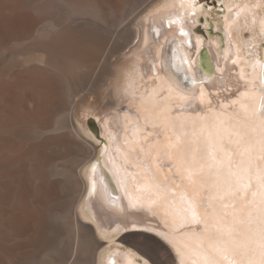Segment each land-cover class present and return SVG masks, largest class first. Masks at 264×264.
Segmentation results:
<instances>
[{"label":"bare ground","instance_id":"1","mask_svg":"<svg viewBox=\"0 0 264 264\" xmlns=\"http://www.w3.org/2000/svg\"><path fill=\"white\" fill-rule=\"evenodd\" d=\"M199 2L0 0V264H164L147 254L163 250L173 264H206L216 225L234 213L258 215L264 0H218L220 13ZM201 16L205 41L193 32ZM111 19L124 44L105 52L102 23ZM211 23L222 28V46L207 33ZM202 45L211 74L198 65ZM113 55L121 64L101 120L79 127L77 102L111 70ZM83 60L98 70L82 69L90 78L74 82L70 72ZM87 125L100 150L83 135L91 136ZM240 129L253 145L251 180H242L252 188L221 199L216 173L229 158L237 170ZM205 149L217 167L191 162ZM194 212L201 223H190ZM132 234L151 242L131 244L141 255L115 243ZM253 239L217 264H260L258 233Z\"/></svg>","mask_w":264,"mask_h":264},{"label":"snow or ice","instance_id":"2","mask_svg":"<svg viewBox=\"0 0 264 264\" xmlns=\"http://www.w3.org/2000/svg\"><path fill=\"white\" fill-rule=\"evenodd\" d=\"M202 7H207V5H202ZM235 63V61H233ZM189 71L191 69L189 68ZM261 101L264 103V87L260 88ZM201 96L203 93L201 92ZM183 98V97H182ZM253 116H255V110H253ZM260 118L264 120V112L260 113ZM237 144L243 145L244 151L239 152L238 155L241 157L239 163L236 165L237 170L233 171L231 167V158H229V167L227 171L224 169H219L216 173V180L214 181L216 185V190L218 193H222L221 199L225 196L234 195L239 197L242 193L247 194L251 191L252 185L249 183L245 184L242 182L244 176H248L249 181L251 180L250 172H246V167L251 168V150L253 145L250 140H245L244 137L246 133L240 129L237 131ZM177 143H179V138H177ZM260 148L264 150V140L260 142ZM247 154L248 159L245 160L244 156ZM210 161V162H209ZM193 164L199 163V167L203 169L204 167L215 168L217 167V156L214 155L210 150L205 149L200 153L199 158L196 154L192 155ZM222 163V161H220ZM93 167V171H94ZM193 173L191 169L188 172V179L191 181ZM259 183L261 187H264V171H261L259 176ZM254 198H256L257 193H251ZM260 208L258 215L254 216L251 211H249L247 216H241L239 219L237 215L233 214V219L230 222L225 221L223 225H216V231L214 233L206 235L208 241V247L212 255L206 257V264H217V257L224 255L228 251L237 252L241 249L247 250L249 246L256 243L253 239V235L258 233V242L260 247V264H264V191L259 193ZM224 207H228L227 204ZM192 224H199L201 221L197 218L195 212L193 213ZM255 225V231L253 229ZM208 223H204V231L207 233ZM226 258V257H225Z\"/></svg>","mask_w":264,"mask_h":264},{"label":"rangeland","instance_id":"3","mask_svg":"<svg viewBox=\"0 0 264 264\" xmlns=\"http://www.w3.org/2000/svg\"><path fill=\"white\" fill-rule=\"evenodd\" d=\"M192 1H200L199 3H203V2H205V1H207V0H192ZM212 5H214V2H212L211 3ZM214 10H216L215 9V7L213 8ZM214 13H216L215 11H214ZM109 22V23H108ZM108 22H104V23H102V26H103V28L101 29L102 30V33L104 34L107 30H109L110 31V33H111V30H113V32H116L117 33V31H118V33H117V35H118V37L114 34V33H112V34H109V31H107L108 33H105L104 35L106 36V34H107V36H106V40H105V44H103V46H102V48H103V50L102 51H104L105 50V52L106 51H110L113 47H114V49H116V47L118 48V47H120V46H122L123 44H124V40L121 38V37H119V33H120V31H121V28L120 27H118L117 25H118V22H117V20L115 21V19H111L110 21H108ZM108 25V26H107ZM112 25V26H111ZM104 27H107V28H104ZM103 30H104V32H103ZM106 30V31H105ZM117 30V31H116ZM109 34V35H108ZM112 35V36H111ZM109 36V37H108ZM115 36L117 37L116 39H115ZM107 37H108V40H107ZM113 37V38H112ZM119 38V39H118ZM121 38V39H120ZM113 39L114 40H116L115 42H116V44L115 43H113V44H115V45H113L112 44V41H113ZM118 39V40H117ZM112 40V41H111ZM123 40V41H122ZM119 41H122V42H119ZM107 42H109V43H107ZM118 42V43H117ZM120 43H122L121 45H119ZM118 44V45H117ZM104 45H107V46H105L104 47ZM116 46V47H115ZM106 48V49H105ZM26 51L27 50H29V48H27V49H25ZM113 50V49H112ZM104 53V52H103ZM115 56V57H114ZM119 57V58H118ZM121 58H122V56L120 57V56H116V55H113L112 56V58H111V63H110V69L112 70V72H111V70H109V72L107 73V74H103V78H102V80L100 81V82H98V84L96 83L95 85L96 86H93L89 91H86V92H84L81 96H80V99H79V101L77 102V107L75 108V111H74V120H75V122H77V125L79 126V127H82L83 125H84V120H85V122L87 123L88 122V120H89V118H92V120H94V121H96V122H98L99 120H101L100 118H101V116H102V114H103V111H104V109H102V104H103V101H104V93H105V90L110 86V84L113 82V81H115V75H114V69L115 70H117V67L119 68V66H120V64H121ZM83 62V63H82ZM82 62H80L79 63V65H78V67H77V69L76 68H74V73H73V71H71L70 73V75H71V78H72V80L74 81V82H83L84 81V77L86 76V74L84 73V75L83 74H81V73H83V72H80L82 69L85 71V70H93V69H95L96 68V65L94 66L93 65V63L91 64V67H90V61H87L86 62V60H83ZM82 63V64H81ZM116 64V65H115ZM95 68H94V67ZM117 66V67H116ZM115 67V68H114ZM90 68V69H89ZM93 68V69H92ZM98 70V68H96V70H93L94 72L95 71H97ZM88 71V72H89ZM91 72V71H90ZM88 73L89 74V76H91V74H93V72H91V73ZM82 75V76H81ZM111 75V76H110ZM89 76H86L87 77V79L88 78H90ZM86 77H85V80H86ZM77 78V79H76ZM83 80V81H82ZM104 81V82H103ZM104 83H105V85H104ZM101 86H100V85ZM88 111V113H83V112H87ZM98 114V115H97ZM98 117V118H97ZM82 124V125H81ZM88 126V129H89V132H90V134H91V136H89V135H86L85 133L83 134L84 136H85V138L88 140V141H90L93 145H95V147L98 149V150H100L101 148H102V146H103V144H104V142H103V140H102V138L100 137V135H95L94 133H93V131L89 128V125H87ZM94 136V137H93ZM92 137V138H91ZM139 233H141V232H139ZM120 237H121V235H119L118 236V238H117V240L115 241V243H118L119 245H121L123 248H129V249H135V250H137V252L139 253V254H143L144 252H140L138 249H136L135 247H133L131 244H136V242H148V243H151L150 241H148L149 239H147L145 236H143V235H135V234H132V235H129L125 240L126 241H124V242H122V241H120ZM154 241V240H153ZM147 252V251H146ZM147 254H149L152 258H153V260L156 262V263H158L160 260H164L165 261V263L164 264H173L172 263V261H171V259H169V255H168V253L165 251V250H163V251H161V252H159L158 254H157V256L155 255V253H152V252H150V251H148V253ZM148 255V256H149ZM152 263V262H151Z\"/></svg>","mask_w":264,"mask_h":264},{"label":"water","instance_id":"4","mask_svg":"<svg viewBox=\"0 0 264 264\" xmlns=\"http://www.w3.org/2000/svg\"><path fill=\"white\" fill-rule=\"evenodd\" d=\"M214 2V5H212L211 3ZM204 5H207V7H215L216 8V11L217 13H220L223 9V3L222 2H218V0H207L205 2H203ZM202 19V21H200L193 29V32L197 35H199L201 38H203V40L205 41L206 39V35L203 31V28H202V23H203V17L201 16L200 17ZM222 28H218V30H214L213 29V25L212 23L209 25L208 29H207V33L211 36H214L216 35L218 38H220L222 40V44L221 46L224 44V35L222 33ZM198 65H199V68L201 70V72L203 71H206L207 73H210L212 72L213 70V65H212V62L210 60V54H209V51H208V47L206 45H202L201 49L199 50L198 52ZM264 74V70H262V76ZM261 76V77H262ZM182 79V83L184 84V86H189L190 84V81L188 78H186L185 76L184 77H181ZM263 79V78H262ZM163 92L159 93L162 94ZM158 95V96H159ZM176 109H173L172 110V113L175 112ZM89 120H92V118H90ZM152 237H156L154 234H150ZM138 255H141L137 252V250H134Z\"/></svg>","mask_w":264,"mask_h":264}]
</instances>
